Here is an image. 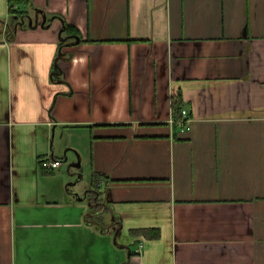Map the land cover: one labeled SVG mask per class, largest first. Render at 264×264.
Masks as SVG:
<instances>
[{
	"label": "crops",
	"instance_id": "obj_1",
	"mask_svg": "<svg viewBox=\"0 0 264 264\" xmlns=\"http://www.w3.org/2000/svg\"><path fill=\"white\" fill-rule=\"evenodd\" d=\"M15 9L0 0V264H264V0Z\"/></svg>",
	"mask_w": 264,
	"mask_h": 264
},
{
	"label": "built area",
	"instance_id": "obj_2",
	"mask_svg": "<svg viewBox=\"0 0 264 264\" xmlns=\"http://www.w3.org/2000/svg\"><path fill=\"white\" fill-rule=\"evenodd\" d=\"M190 122H191V117L189 115V110L182 109V116L178 122L179 126L181 127V130L188 131L190 129ZM62 163L63 162L61 159H56V158H47L42 162L43 166L50 170H59Z\"/></svg>",
	"mask_w": 264,
	"mask_h": 264
},
{
	"label": "trees",
	"instance_id": "obj_3",
	"mask_svg": "<svg viewBox=\"0 0 264 264\" xmlns=\"http://www.w3.org/2000/svg\"><path fill=\"white\" fill-rule=\"evenodd\" d=\"M23 2H25V0H10V5H11V8L14 10V11H18L15 9V4H19L21 5ZM18 9V8H17ZM71 27L69 24H66V29L68 30V28ZM172 109H173V112H174V115L177 117V115L179 113H181V100L180 98H175L173 99L172 101ZM181 115V114H180ZM180 117L177 118V121H179ZM98 182H99V178H98V175H95L94 179H93V186L94 187H97L98 186Z\"/></svg>",
	"mask_w": 264,
	"mask_h": 264
},
{
	"label": "rangeland",
	"instance_id": "obj_4",
	"mask_svg": "<svg viewBox=\"0 0 264 264\" xmlns=\"http://www.w3.org/2000/svg\"><path fill=\"white\" fill-rule=\"evenodd\" d=\"M80 144H82V143H80ZM65 166L63 167V168H61V170H62V174H64V175H67V177L65 176L64 178L66 179V180H68L67 181V184L68 183H74V182H76V178L75 177H71L70 175H69V173L68 172H66V169H67V167H68V161H66L65 162ZM88 170L89 169H85V181H87V177H88ZM79 186H83L82 184L80 185V184H78ZM94 219L96 220H99V217L98 216H96V217H94ZM101 222H105V220H103L102 219V221Z\"/></svg>",
	"mask_w": 264,
	"mask_h": 264
}]
</instances>
